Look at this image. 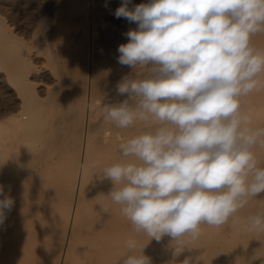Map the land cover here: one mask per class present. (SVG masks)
Instances as JSON below:
<instances>
[{"label": "bare ground", "instance_id": "bare-ground-1", "mask_svg": "<svg viewBox=\"0 0 264 264\" xmlns=\"http://www.w3.org/2000/svg\"><path fill=\"white\" fill-rule=\"evenodd\" d=\"M36 1L41 12L36 25L47 23L45 12L53 19L47 44H33L46 59L50 87H38L32 47L17 39L0 15V78L12 88L11 106L0 111V184L15 201L6 229L0 230V264H123L129 239L138 248L146 246L152 264H184L185 259L189 264H264V230H250L248 222L264 209V194L226 225H201L202 235L194 242L165 237L157 243L133 231L106 196L110 181L99 176L121 159L119 144L148 126L138 121L122 130L103 120L105 105L126 98L117 94L116 84L131 69L101 50L98 39L112 34V42H127L124 33L136 25L110 27L121 0ZM102 17L110 26H103ZM252 43L264 51V33L253 36ZM242 104L251 126H264V87ZM255 152L264 164V148Z\"/></svg>", "mask_w": 264, "mask_h": 264}, {"label": "clouds", "instance_id": "clouds-1", "mask_svg": "<svg viewBox=\"0 0 264 264\" xmlns=\"http://www.w3.org/2000/svg\"><path fill=\"white\" fill-rule=\"evenodd\" d=\"M114 16L136 27L117 49L118 64L131 69L116 84L126 98L105 105L103 120L148 127L119 144L121 159L99 180L110 181L106 196L135 233L194 242L201 225H226L264 194L255 152L264 126H251L242 104L264 87V51L252 43L264 33V0H121ZM14 205L0 184V230ZM248 222L264 230V209ZM145 247L127 240L123 264H152Z\"/></svg>", "mask_w": 264, "mask_h": 264}, {"label": "rangeland", "instance_id": "rangeland-1", "mask_svg": "<svg viewBox=\"0 0 264 264\" xmlns=\"http://www.w3.org/2000/svg\"><path fill=\"white\" fill-rule=\"evenodd\" d=\"M36 2H37L36 0H0V15H1L2 19L4 20V22H6V24L10 28H12V31L14 32L16 38L19 39L21 42L23 41L24 42L23 44L30 46V48L32 47L30 49V50H32L31 54L34 58V59H32V62H33V64H35V66L38 65L39 66L38 68L40 69L39 77L35 81H37V85H39L38 87L42 88L43 86L50 87L52 85V82L50 81L51 78L49 79V77L47 75L48 66L46 65V59H45L43 54L39 53L38 48H35V47H38L40 44H43V45L47 44L45 39H47V41L49 39L48 35H49L50 27L53 25V19H52L51 15H49L50 13L45 12V14H44L45 20L44 21L45 22L47 21V23L44 24V22H43L42 25H39V26L36 25V20L38 18V14L41 13L40 11H38L39 9L36 5ZM34 8H36V9H34ZM33 9L36 11H33ZM47 15H48V17H47ZM48 18H50V19H48ZM102 18H103L102 19L103 26H110V24H111L113 26H110V27H112V29L114 31H118L120 28H122V26L125 28L128 25H130V23H128L127 25L124 24L125 22L119 18H116V19L112 18L109 22L110 24H108L106 17H102ZM106 24H108V25H106ZM49 25H50V27H48ZM36 26H38V27H36ZM37 29H39V31ZM38 32H39V34H38ZM111 38H112V34L111 35L110 34L104 35L101 38L99 37L98 41H99V44L101 46L100 49L105 50V52L107 51L108 53L114 54L117 58L119 55V53L117 51L118 46L122 43H127V42H121V43L117 42V41L112 42ZM35 39H37V40H35ZM42 41H44V42H42ZM33 44L35 47L33 46ZM105 44H107V45H105ZM33 51H35L36 53ZM40 66H41V68H40ZM40 79H41V81H40ZM1 81L2 80L0 78V111H2L4 108L8 109L11 106L10 102H11V94H12V88L9 87L5 81H2V82ZM5 106H7L8 108H6Z\"/></svg>", "mask_w": 264, "mask_h": 264}]
</instances>
